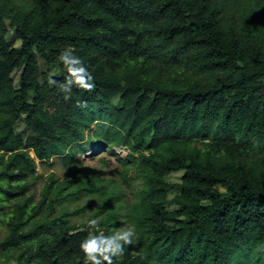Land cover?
Returning a JSON list of instances; mask_svg holds the SVG:
<instances>
[{"label": "trees", "instance_id": "obj_1", "mask_svg": "<svg viewBox=\"0 0 264 264\" xmlns=\"http://www.w3.org/2000/svg\"><path fill=\"white\" fill-rule=\"evenodd\" d=\"M69 46L96 87L65 100L58 55ZM85 129L95 151L126 146L116 170L138 180L126 211L135 243L116 264H264V0H0L1 264H84L90 218L73 222L85 209L64 204L86 194L101 198L99 229L120 226L108 207L122 189L91 170L50 175L38 201L30 193L37 164L78 161ZM177 170L169 211L164 177Z\"/></svg>", "mask_w": 264, "mask_h": 264}, {"label": "rangeland", "instance_id": "obj_2", "mask_svg": "<svg viewBox=\"0 0 264 264\" xmlns=\"http://www.w3.org/2000/svg\"><path fill=\"white\" fill-rule=\"evenodd\" d=\"M5 40L9 47H17L19 45V40L16 37L15 29L13 28L6 33ZM36 60L42 72L47 71L50 75L55 74L54 68L50 65H47L39 55L37 56ZM19 74V69H15L11 73V78L15 87H17L19 83ZM112 103L115 106L122 105V102L118 97L113 98ZM15 128L17 131H25V135H32L31 131L25 126L22 120H19L17 122ZM83 133L85 135V138L81 141V144L83 145L85 151L75 154L74 158L78 160L77 162L70 159L62 161L61 157L56 156L51 158L47 163L36 165L37 173H40L42 177L36 179L30 187V193L33 194L34 201H38L42 197V188L45 183L49 182L48 178L50 175H52L53 178L62 180L66 175L77 176L78 174L86 170H91L100 178L107 180L108 183L111 182V185H104L107 189H110L111 187H120L122 189L123 196L116 200V202L112 201L110 207H108L116 210L120 214L118 219L120 226L116 227L115 229L124 226H131V224L127 221L128 214L126 213V211L128 204L133 201L138 180H132L128 182H123L121 180L120 174L116 169L120 170L123 167L120 166L117 157L125 158V156L123 155V152H118L117 146H114L115 154L117 156L108 154L107 151L102 148L95 151L93 149V145H90V143H92L90 141V136L93 138V132L91 130L89 131L88 129H85ZM146 134L148 133L146 132ZM30 154L33 156L32 152ZM261 154L262 152H260L258 149H253V154L251 155V157L257 158ZM128 174H133L132 168L129 169ZM181 175L182 170H177L164 177L165 181L169 184L167 187L168 202L165 204V208L169 211L179 209V207L173 202L172 199L180 191ZM220 189L222 191H225L224 188ZM100 204L101 198H99L98 195L86 194L83 195V197L75 203H65L64 207L68 208L69 210L73 208L84 207L85 211L83 214L71 217L73 222L80 223L81 221H85L86 219H91ZM104 214L105 212L99 215H95L92 218L98 217L101 219ZM5 234V227L0 226V240L5 236Z\"/></svg>", "mask_w": 264, "mask_h": 264}, {"label": "clouds", "instance_id": "obj_3", "mask_svg": "<svg viewBox=\"0 0 264 264\" xmlns=\"http://www.w3.org/2000/svg\"><path fill=\"white\" fill-rule=\"evenodd\" d=\"M67 75L58 87L64 94V99H71L73 87L86 92H93L95 89L94 76L83 63L82 59L74 55V49L69 46L64 48L58 55ZM49 85H57L53 78L48 79ZM77 107H88L87 101L77 102ZM100 218H91L87 226L93 231L80 242L79 248L84 256V264H116V258L124 255L125 247L135 243L136 232L132 226H124L113 229L106 234L99 229Z\"/></svg>", "mask_w": 264, "mask_h": 264}, {"label": "built area", "instance_id": "obj_4", "mask_svg": "<svg viewBox=\"0 0 264 264\" xmlns=\"http://www.w3.org/2000/svg\"><path fill=\"white\" fill-rule=\"evenodd\" d=\"M117 150H118V152H123L124 153L123 154L124 156H126L129 153V149L126 146H124V145L118 146V149Z\"/></svg>", "mask_w": 264, "mask_h": 264}]
</instances>
